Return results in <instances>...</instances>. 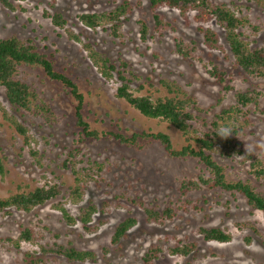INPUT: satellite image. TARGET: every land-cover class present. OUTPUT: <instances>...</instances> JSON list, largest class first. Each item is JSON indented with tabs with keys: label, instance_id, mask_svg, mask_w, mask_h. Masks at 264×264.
<instances>
[{
	"label": "rangeland",
	"instance_id": "obj_1",
	"mask_svg": "<svg viewBox=\"0 0 264 264\" xmlns=\"http://www.w3.org/2000/svg\"><path fill=\"white\" fill-rule=\"evenodd\" d=\"M14 8L5 7L0 1V37L17 35L32 38L48 54L58 70L73 76L86 94L85 116L98 130L130 129L142 131L153 129L172 135L177 144L184 138L181 132L159 119H148L132 108L125 100L116 97L119 83L116 79L107 80L93 66L86 42L116 60L122 57L130 67L143 78L149 77L155 85L162 78L178 81L198 99L200 116L210 122L222 108L235 103L239 90L256 88L264 92V80L253 79L239 68L225 41V32L214 20L205 23L216 29L221 36L223 49H210L197 31V23L187 25L178 10L162 7L159 11L173 21L176 28L166 31L164 37L153 33V38L142 40L140 20L145 19L153 27V12L148 0H129L134 12L124 20L119 36L115 37L102 26L96 29L86 27L79 15L83 12L110 11L124 0H9ZM226 3L235 10L243 11L251 25L245 29L253 44H264V8L254 0H214ZM61 12L67 23L56 26L45 12ZM194 12L190 13L193 17ZM256 28H254V27ZM70 33L80 36L81 41L70 37ZM177 38L188 44L196 42L195 57L186 59L176 51ZM191 48V46H189ZM213 60L226 73V81L233 85L226 91L225 85L216 82L205 67ZM20 79L30 84L41 97V101L51 106L55 122L49 123L42 114L33 115L13 108L4 88L0 86V154L4 157L6 173L0 174V196H7L18 184L31 188L53 181L64 182L65 190L73 183L70 169H63L69 151L78 149L80 158L105 161L109 171L100 185L91 182L83 200L72 201L68 196L59 198L73 216H77L82 206L94 201L101 205L104 200L116 202L115 195L127 192L129 195L165 207L172 199L180 196V184L184 177L196 176L202 166L196 160H173L157 142L143 144L142 149L123 148L106 139L77 141L74 106L67 88L49 78L41 69L21 68ZM141 82V81H140ZM140 82L134 83L136 88ZM143 93V92H140ZM264 106V99H262ZM4 110L28 128V142L5 118ZM54 114H51L54 115ZM254 126L242 136L244 145H251L250 154L264 155V117L253 115ZM218 160L228 166L230 178L251 177V164L245 156L227 158L217 154ZM204 172H207L206 170ZM57 175H61L60 180ZM67 192V191H65ZM204 210L182 211L179 217L164 224L150 223L145 219L140 206L130 204L113 208L107 215L96 214L87 231L80 222L69 225L62 213L53 207V202L37 207L33 212L11 213L0 211V236L16 237L20 231L30 226L43 235L42 242L51 245H72L78 249L94 250L97 259L85 262H69L62 255L50 253L46 264H145L144 256L152 245L163 248L161 257L152 264H264V214L252 209L239 194L209 190L208 188L189 194ZM56 200V201H58ZM126 202V199L120 200ZM128 210L137 216L139 222L129 236L120 244L112 245L111 238L116 224ZM106 219L100 223L99 219ZM250 225L239 229L237 223ZM251 223L255 229L251 228ZM99 224L98 227H96ZM200 226H220L231 231L230 242L205 241L198 233ZM250 238V242L246 238ZM195 240L198 251L188 257L173 255L169 247L179 240ZM107 250V251H105ZM40 251L37 242H23L20 247L12 245L0 249V264H24L30 253Z\"/></svg>",
	"mask_w": 264,
	"mask_h": 264
},
{
	"label": "trees",
	"instance_id": "obj_2",
	"mask_svg": "<svg viewBox=\"0 0 264 264\" xmlns=\"http://www.w3.org/2000/svg\"><path fill=\"white\" fill-rule=\"evenodd\" d=\"M5 7L10 9L14 5L9 0H0ZM264 8V0H254ZM153 12L154 25L150 26L145 19L140 20V34L144 41L154 37L153 33L164 37L166 31L175 29L173 21L159 10L162 7L176 9L180 17L187 25L192 21L197 23V31L202 34L205 45L210 49H223L220 33L205 23L215 21L225 32V41L235 59L236 65L245 71L253 79L264 80V44H253L250 35L246 32L250 20L243 15V11L235 10L226 3H217L214 0H148ZM134 5L129 0L116 5L110 11L83 12L78 17L86 26L92 29L103 27L109 30L113 36L120 34L124 20L128 19L134 12ZM194 12L193 17L190 13ZM53 23L58 27H65L67 20L61 12L50 14L45 12ZM254 27V26H253ZM255 28V27H254ZM256 29V28H255ZM70 37L81 41L79 35L70 33ZM176 51L186 59L195 57L193 51L197 49L196 42L190 44L183 39L177 38ZM191 46V48L189 47ZM84 48L89 51L88 56L96 67L98 73L107 80L116 79L119 83L116 97L125 100L132 108L138 110L148 119H159L167 122L170 126L179 130L184 138L182 144H177L171 134L165 131H154L147 129L135 131L130 129L120 130H98L92 126L85 116L86 94L77 80L56 68L53 54L43 51L32 38H20L17 35L0 37V86L4 88L6 97L11 106L18 111L28 112L33 115L42 114L49 123L55 122V114L51 106L41 101L36 90L27 82L20 79L21 68L41 69L49 78L55 80L67 88V93L74 106L75 127L78 132L77 141L106 139L114 141L123 148L142 149V145L157 142L164 148L168 157L173 160H196L202 169L196 176L184 177L179 187L180 196L177 200H171L165 207H160L153 202H147L129 195L127 192L115 195L116 202L104 200L101 205L90 201L80 208L77 216H73L69 209L58 200L67 196L74 202L83 200L91 182L100 185L104 182L109 167L105 161L78 157V149L69 151L68 158L64 161L63 169H70L73 175V183L68 190L64 189V182L53 181L31 188L27 184H18L10 190L7 196H0V211L11 213L12 210L31 213L37 207L53 202V207L61 211L62 217L69 225L80 222L83 228L91 231L94 227L91 223L96 214L107 215L113 208L125 207L130 204L140 206L143 209L145 219L150 223L164 224L179 217L182 211H203L204 206H198L197 202L189 196L191 192L208 188L209 190L228 192L233 196L239 194L245 198L246 203L254 210L264 214V155L253 156L246 152L242 136L254 126L253 115L264 117V92L256 88L239 90L234 104L222 108L213 119L208 122L200 116L199 102L194 93H191L178 81L170 78H162L159 85L152 80L136 73L130 67L128 60L119 57L112 59L108 54L96 49L92 43L86 42ZM207 72L216 79V82L225 85L226 91H232L233 85L226 81V73L219 64L210 60L205 63ZM141 81V82H140ZM140 82L136 88L134 83ZM143 92V93H140ZM4 116L13 127L25 137L28 142V128L18 121L13 115L10 116L4 110ZM51 114H54L51 116ZM221 125H229L234 129L227 138L216 134V129ZM217 154L227 158L237 155L245 156L251 164V177L230 178L227 172L228 166L222 164ZM207 172H204V171ZM7 169L4 157L0 154V174L4 175ZM60 180L61 175H57ZM67 191V192H65ZM126 199V202L120 200ZM58 200V201H56ZM106 219L100 218L99 224L106 223ZM139 219L128 210L127 215L115 226L111 238V244L117 245L129 236L130 230L137 225ZM99 224L96 226L98 227ZM251 228L255 229L253 223ZM249 223H237L239 229L248 227ZM198 233L205 241L230 242L233 239L231 231L220 226H200ZM44 236L39 234L35 228L26 226L14 238L0 236V249L12 245L20 247L23 242H37L40 251L32 252L29 258L24 259V264H46L48 255L56 253L62 255L69 262L95 261L97 253L94 250L78 249L72 245L54 244L48 241L42 242ZM246 240L250 242V238ZM198 242L195 240H179L175 245L169 247L173 255L188 257L198 251ZM107 251V250H105ZM163 248L152 245L144 256L145 264H152L162 255ZM187 264H193L188 261Z\"/></svg>",
	"mask_w": 264,
	"mask_h": 264
},
{
	"label": "clouds",
	"instance_id": "obj_3",
	"mask_svg": "<svg viewBox=\"0 0 264 264\" xmlns=\"http://www.w3.org/2000/svg\"><path fill=\"white\" fill-rule=\"evenodd\" d=\"M232 133H234V129L229 125H221L216 129V134L222 138H227ZM245 148L247 153H252L254 151V148L251 145H245Z\"/></svg>",
	"mask_w": 264,
	"mask_h": 264
}]
</instances>
